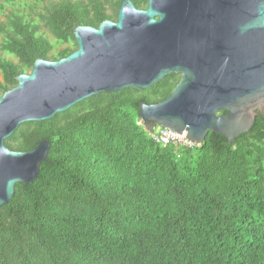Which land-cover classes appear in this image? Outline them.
I'll list each match as a JSON object with an SVG mask.
<instances>
[{
  "label": "trees",
  "instance_id": "16d2710c",
  "mask_svg": "<svg viewBox=\"0 0 264 264\" xmlns=\"http://www.w3.org/2000/svg\"><path fill=\"white\" fill-rule=\"evenodd\" d=\"M7 1L0 48L17 60L0 54V96L38 57L76 50L78 25L117 19L121 2L48 0L40 16L51 40ZM179 80L172 72L150 88L94 94L6 138L16 150L43 139L51 148L0 206V264H264V112L232 142L210 130L197 146L162 145L140 103L165 99Z\"/></svg>",
  "mask_w": 264,
  "mask_h": 264
},
{
  "label": "water",
  "instance_id": "95a60500",
  "mask_svg": "<svg viewBox=\"0 0 264 264\" xmlns=\"http://www.w3.org/2000/svg\"><path fill=\"white\" fill-rule=\"evenodd\" d=\"M74 34L76 50L38 57L0 96V206L18 182L38 176L51 148L43 139L16 150L6 138L94 94L146 89L180 73L165 99L140 103L139 117L200 143L210 130L232 142L264 112V0H148L144 8L121 0L117 19Z\"/></svg>",
  "mask_w": 264,
  "mask_h": 264
},
{
  "label": "built area",
  "instance_id": "2783aa9c",
  "mask_svg": "<svg viewBox=\"0 0 264 264\" xmlns=\"http://www.w3.org/2000/svg\"><path fill=\"white\" fill-rule=\"evenodd\" d=\"M149 134L156 142L162 145H173L176 148L193 147L200 144L183 133L164 126H152L149 128Z\"/></svg>",
  "mask_w": 264,
  "mask_h": 264
},
{
  "label": "rangeland",
  "instance_id": "374dc122",
  "mask_svg": "<svg viewBox=\"0 0 264 264\" xmlns=\"http://www.w3.org/2000/svg\"><path fill=\"white\" fill-rule=\"evenodd\" d=\"M26 1V2H25ZM25 1H22V0H15L16 4H19V6L21 7H24L25 11L29 12L31 17H33L35 20H37L39 23H40V26H41V29L42 31H44L49 37L51 40H54L55 37L54 35L51 34V32L45 27L44 25V22L43 20L41 19V16H40V13L43 12V8L45 5H47L49 3L48 0H25ZM2 2H7L6 4V11L10 10V2H8L7 0H0V3ZM108 9H109V12H111V7L110 5H108ZM0 18L1 19H5V15L4 14H0ZM2 39V36L0 35V41ZM60 44L57 42L56 44V47H59ZM0 54L6 56V57H9V58H12L14 60H17L16 57H14L13 55H10L6 52H3L2 49L0 48ZM2 80V73L0 71V81Z\"/></svg>",
  "mask_w": 264,
  "mask_h": 264
},
{
  "label": "clouds",
  "instance_id": "9594fccd",
  "mask_svg": "<svg viewBox=\"0 0 264 264\" xmlns=\"http://www.w3.org/2000/svg\"><path fill=\"white\" fill-rule=\"evenodd\" d=\"M152 126H160V125H157V124H154V123H149V127L148 128H152ZM166 127V126H164ZM149 130V129H148ZM200 143V142H199Z\"/></svg>",
  "mask_w": 264,
  "mask_h": 264
},
{
  "label": "flooded vegetation",
  "instance_id": "af4514ba",
  "mask_svg": "<svg viewBox=\"0 0 264 264\" xmlns=\"http://www.w3.org/2000/svg\"><path fill=\"white\" fill-rule=\"evenodd\" d=\"M30 69H28L27 71H29ZM180 74V73H179ZM180 78H181V74H180ZM179 82V81H178Z\"/></svg>",
  "mask_w": 264,
  "mask_h": 264
}]
</instances>
